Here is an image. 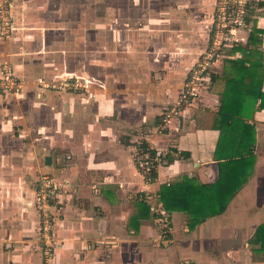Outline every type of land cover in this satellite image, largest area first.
Listing matches in <instances>:
<instances>
[{"label": "crops", "instance_id": "crops-1", "mask_svg": "<svg viewBox=\"0 0 264 264\" xmlns=\"http://www.w3.org/2000/svg\"><path fill=\"white\" fill-rule=\"evenodd\" d=\"M13 2L15 31L9 39L0 36V74L9 64L23 90L0 93V264H46L34 207L45 175L60 186L57 249L49 264H264V100L247 121L254 135L243 148L221 145L220 101L211 89L164 127L163 115L176 105L196 60L183 55L184 64L168 69V52L160 54L145 86L147 54L131 52L136 39L125 38L129 52L109 34L103 44L99 23L64 17L78 11L66 0ZM251 22L264 30V16ZM161 32V45L179 40ZM223 67L219 63L217 72ZM40 79L77 80L86 88H43ZM143 142L159 155L150 184L134 161ZM229 159L240 162L235 178L242 185L225 211L194 228L189 213L169 212L171 230L164 236L154 213L156 205L163 207V187L187 177L202 190L199 185L214 184Z\"/></svg>", "mask_w": 264, "mask_h": 264}, {"label": "built area", "instance_id": "built-area-1", "mask_svg": "<svg viewBox=\"0 0 264 264\" xmlns=\"http://www.w3.org/2000/svg\"><path fill=\"white\" fill-rule=\"evenodd\" d=\"M13 9V0H0V36L4 39L11 38L15 31ZM263 16L264 0H214L207 46L189 69L176 105L163 115L164 127L171 118L179 116L190 107L203 90L210 89L211 76L213 73H218L219 63L230 58L228 53L230 49L247 44L253 25L251 20L256 19L259 23ZM39 85L43 88L74 92L86 88L85 84L69 79L62 80L58 84H48L40 79ZM22 90V80L9 64H4L0 74V93L18 96L22 94ZM158 159L159 155L153 156L151 145L146 143L143 146L140 143L136 148L134 159L136 168L149 184L156 179L154 173L157 171ZM59 192V184L49 175L40 178L35 190L34 207L38 216V242L46 264L55 258L57 249L54 225ZM154 213L162 234L165 236L170 233L169 212L162 205H156Z\"/></svg>", "mask_w": 264, "mask_h": 264}, {"label": "trees", "instance_id": "trees-1", "mask_svg": "<svg viewBox=\"0 0 264 264\" xmlns=\"http://www.w3.org/2000/svg\"><path fill=\"white\" fill-rule=\"evenodd\" d=\"M263 37L264 30L253 26L247 44L228 51L229 56L237 58L225 59L222 72L211 76L210 89L219 96L220 101L221 145L238 142L237 145L242 147L254 135V128L247 121L253 119L258 109V99L264 100ZM142 145L145 146L146 143L143 142ZM252 147L253 145L240 153V157L251 152ZM153 156H156L154 150ZM235 160L229 159L220 164L218 180L208 186L199 185L202 190L187 177L170 187H163L160 195L163 208L168 212L178 210L189 213L192 217L191 228L209 216L223 213L242 185V182L237 184L235 178V167L240 163ZM154 177L156 178V171Z\"/></svg>", "mask_w": 264, "mask_h": 264}, {"label": "rangeland", "instance_id": "rangeland-1", "mask_svg": "<svg viewBox=\"0 0 264 264\" xmlns=\"http://www.w3.org/2000/svg\"><path fill=\"white\" fill-rule=\"evenodd\" d=\"M211 1L66 0L70 10L76 8L78 11L67 10L64 17L67 20H80L87 25L99 23L100 38L105 41L103 44L107 43L108 34L112 35L123 52H129L130 49L123 44L125 38L129 36L136 39L137 43H133L135 49L131 52L140 51L147 54L146 63L142 61L144 69L141 72L144 75L142 84L147 86L152 80L150 76L152 72L156 74V69L150 68L155 65V59L160 54L168 52L169 57H165L168 60L164 62V67L168 66V69L173 68V65L184 64L180 61L183 55H189L197 60L209 38ZM162 30L172 36L178 34L179 40L175 39L173 42V39L165 38L167 43L161 45L159 40L162 37L159 34ZM136 35L140 38L137 39ZM177 47L179 49L176 50ZM172 53L178 56L174 61H171Z\"/></svg>", "mask_w": 264, "mask_h": 264}, {"label": "water", "instance_id": "water-1", "mask_svg": "<svg viewBox=\"0 0 264 264\" xmlns=\"http://www.w3.org/2000/svg\"><path fill=\"white\" fill-rule=\"evenodd\" d=\"M47 160H49V158Z\"/></svg>", "mask_w": 264, "mask_h": 264}]
</instances>
